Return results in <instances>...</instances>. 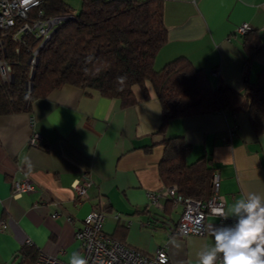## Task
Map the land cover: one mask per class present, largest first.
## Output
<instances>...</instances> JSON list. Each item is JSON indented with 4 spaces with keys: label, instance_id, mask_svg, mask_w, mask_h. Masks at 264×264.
<instances>
[{
    "label": "crops",
    "instance_id": "0c3cea01",
    "mask_svg": "<svg viewBox=\"0 0 264 264\" xmlns=\"http://www.w3.org/2000/svg\"><path fill=\"white\" fill-rule=\"evenodd\" d=\"M163 19L167 40L157 69L184 57L214 86L237 91L264 69V46L246 62L244 34L235 31L249 23L264 44V0H163ZM146 87L148 97L134 86L137 101L122 106L95 89L64 84L32 99L27 111L0 115V264H17L25 243L68 263L73 252L81 254L74 233L92 209L104 212V231L118 241L149 255L165 248L169 264H197V253L214 244L208 226L233 223L207 215L203 235L174 233L181 204L148 197L166 186L158 172L163 137H184L187 162L211 158L224 212L248 192L264 194V133L255 135L246 112L173 118L162 134L160 103ZM34 131L42 136L37 147L28 143ZM23 179L34 189L15 195L13 184ZM84 179L91 186L77 198L73 186Z\"/></svg>",
    "mask_w": 264,
    "mask_h": 264
},
{
    "label": "trees",
    "instance_id": "16d2710c",
    "mask_svg": "<svg viewBox=\"0 0 264 264\" xmlns=\"http://www.w3.org/2000/svg\"><path fill=\"white\" fill-rule=\"evenodd\" d=\"M39 12L71 17L61 22L39 48L33 65L29 58L40 39L28 37L19 45L4 40L11 79L0 83V115L27 111L32 99L64 84L95 89L129 106L137 101L134 86L141 89L144 98L149 96L148 83L161 107L158 133H164L170 119L213 111H244L255 135L264 133V69L255 82L244 79L243 90L237 91L225 84L214 86L207 71L194 68L184 57L154 67L155 56L167 40L163 0H81L74 12L65 0H40L30 18ZM244 37L247 62L264 44L252 31ZM118 77L126 79L120 82ZM29 83L32 90L26 88ZM161 144L158 172L163 183L176 185L183 197L207 199L212 193L214 173L211 158L202 155L187 162L190 144L182 135L163 137ZM39 253L32 244L25 243L16 254L20 256L17 264H34Z\"/></svg>",
    "mask_w": 264,
    "mask_h": 264
},
{
    "label": "built area",
    "instance_id": "2783aa9c",
    "mask_svg": "<svg viewBox=\"0 0 264 264\" xmlns=\"http://www.w3.org/2000/svg\"><path fill=\"white\" fill-rule=\"evenodd\" d=\"M40 4V0H0V74L4 81L11 79V63L4 57V40L11 39L19 44L26 42L28 37L40 39L39 45L32 51L29 63L36 61L37 51L41 42L49 38L58 25L69 19L70 15H44L39 12L30 18L31 10ZM29 17V19H28ZM252 27L249 23H242L235 27L239 34H246ZM264 37V33H262ZM19 51V46L15 52ZM42 136L39 132H32L28 139L30 146H40ZM219 178L216 172L212 175V193L205 199L183 197L177 192L176 185L164 186L158 193H148L152 203H157L158 196L170 198L173 204H181L182 209L177 222L174 225V233L179 236L203 235L205 233V221L207 215L219 217L222 221L235 223L236 219H224V197L219 194ZM91 186L89 179L80 180L73 186L74 195L82 197ZM34 186L27 179L13 184V193L20 195L23 192L32 191ZM57 212L51 214L55 217ZM105 214L101 210L92 209L84 218L80 228L75 230L74 237L79 243L81 254L88 260V264H169V258L165 248L157 249L153 254H145L142 251L118 241L103 229ZM6 227L4 221L0 222V230ZM34 264H68L57 256L40 252ZM216 264H219L217 260Z\"/></svg>",
    "mask_w": 264,
    "mask_h": 264
},
{
    "label": "clouds",
    "instance_id": "9594fccd",
    "mask_svg": "<svg viewBox=\"0 0 264 264\" xmlns=\"http://www.w3.org/2000/svg\"><path fill=\"white\" fill-rule=\"evenodd\" d=\"M123 82L126 77H118ZM227 203V202H226ZM224 219L236 218L233 225H209L214 244L197 253V264H264V194L248 192L228 204ZM68 264H88L79 252H73Z\"/></svg>",
    "mask_w": 264,
    "mask_h": 264
},
{
    "label": "rangeland",
    "instance_id": "374dc122",
    "mask_svg": "<svg viewBox=\"0 0 264 264\" xmlns=\"http://www.w3.org/2000/svg\"><path fill=\"white\" fill-rule=\"evenodd\" d=\"M66 1H68V3L70 4L71 9H72L73 12L74 11H78V9L80 7V3L79 2L76 3V2H74V0H66ZM103 229H104V227H103Z\"/></svg>",
    "mask_w": 264,
    "mask_h": 264
},
{
    "label": "water",
    "instance_id": "95a60500",
    "mask_svg": "<svg viewBox=\"0 0 264 264\" xmlns=\"http://www.w3.org/2000/svg\"><path fill=\"white\" fill-rule=\"evenodd\" d=\"M47 40H48V39L45 38V39L41 42L40 47H41L42 45H44V44L46 43ZM35 61H37V57H36ZM33 75H34V71L32 70V71H31V76H30L31 79L33 78ZM26 88H29V90H32V83L27 84Z\"/></svg>",
    "mask_w": 264,
    "mask_h": 264
}]
</instances>
